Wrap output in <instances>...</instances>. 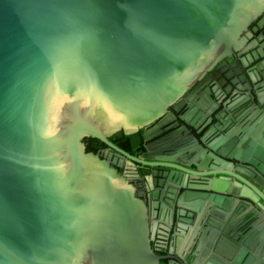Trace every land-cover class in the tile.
Returning <instances> with one entry per match:
<instances>
[{
	"label": "water",
	"instance_id": "95a60500",
	"mask_svg": "<svg viewBox=\"0 0 264 264\" xmlns=\"http://www.w3.org/2000/svg\"><path fill=\"white\" fill-rule=\"evenodd\" d=\"M263 12L264 0H0V264H264V17L249 29ZM249 49L223 91L185 100ZM185 106L198 147L149 127ZM140 130V156L110 140ZM88 137L116 153L88 151ZM185 150L220 177L208 201L176 197V219L196 225L159 255L154 217L191 189ZM125 158L145 168L144 192Z\"/></svg>",
	"mask_w": 264,
	"mask_h": 264
},
{
	"label": "flooded vegetation",
	"instance_id": "af4514ba",
	"mask_svg": "<svg viewBox=\"0 0 264 264\" xmlns=\"http://www.w3.org/2000/svg\"><path fill=\"white\" fill-rule=\"evenodd\" d=\"M262 17H264V12L251 24L249 29L255 27ZM260 32H262V30L255 33V36H258ZM249 53H251L250 49L243 53L237 51L231 56L225 57L224 60L226 61V63L224 65H222L220 68L218 67V65H216L210 71H208L201 80L196 81L191 86L189 93L184 95L185 100H187V102L193 101L196 98V94L200 88H202L200 90L201 92L209 86L211 88H216L217 90L221 89L223 91L224 87L227 86V83L225 84L224 82L223 75L235 69V67L232 66L233 61H237L240 65L242 57L247 58ZM209 101L211 102V104L215 103L213 99H210ZM189 109V107L185 106L181 109V111L176 112L173 107H170L168 109V113L163 118L156 120L155 122L150 124L149 127L153 128V132H157L164 129V132L160 135L168 134L170 135V139L183 140L184 143H191L192 146L198 147L199 145L195 142L194 139L195 135L199 136L196 133V130L189 124H186L181 119V117ZM113 143L121 147L122 149L128 151L129 153L134 154L135 156H140L144 152V150H137L135 152H131L128 148H126L124 143L122 144L123 146L115 142ZM113 152L116 153V151L107 144L102 145L98 149V153L106 157L109 153ZM181 163L182 164L179 165L187 169L186 172H180V176L182 177L181 182H184L187 186H190L191 189H182L180 192L177 191L175 193V197L172 199L173 203L167 204L168 207L164 219L161 220L160 218L154 217V220L156 221V226L155 230L153 231L152 243L153 246L157 249V253L159 255L170 254L172 242L174 240L175 233L179 229L178 225L180 223L189 226L196 225V220L193 218H190L191 221H189L187 217L186 222L178 221L176 219L174 206L176 197L182 196L183 200H185L190 195H196V198L204 197L208 201L212 196V193L210 192L209 188L217 180V177H220L219 174H216L218 169L215 168V165L212 162H207L206 164L201 163L198 158H194V154L189 153L187 150L183 151ZM119 164V169L121 173L131 179L132 183L137 187L139 192H144L145 190H147V172L141 164L135 165L128 158L123 159L121 162L119 161ZM152 178L154 179V177ZM161 227H164L165 229H162ZM243 229L244 227H239L238 231ZM161 263L168 264V259H162Z\"/></svg>",
	"mask_w": 264,
	"mask_h": 264
},
{
	"label": "trees",
	"instance_id": "16d2710c",
	"mask_svg": "<svg viewBox=\"0 0 264 264\" xmlns=\"http://www.w3.org/2000/svg\"><path fill=\"white\" fill-rule=\"evenodd\" d=\"M111 141L122 145L125 144L126 148H128L131 152H135L137 150L143 151L144 150V137L143 131L140 130L131 135L124 134L123 131L117 132L110 138ZM84 142L86 143V147L88 151L98 152V149L104 145L105 143L97 138H85ZM123 146V145H122Z\"/></svg>",
	"mask_w": 264,
	"mask_h": 264
}]
</instances>
